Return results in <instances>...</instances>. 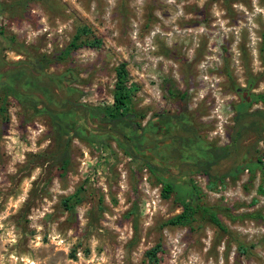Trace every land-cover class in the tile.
<instances>
[{"label":"rangeland","instance_id":"obj_1","mask_svg":"<svg viewBox=\"0 0 264 264\" xmlns=\"http://www.w3.org/2000/svg\"><path fill=\"white\" fill-rule=\"evenodd\" d=\"M82 26L96 46L64 51ZM120 63L127 120L103 122L76 104L110 105ZM10 75L21 97L0 89V264H264L252 114L264 112V0H0ZM70 103L66 135L42 108ZM238 127L204 175L205 149ZM185 204L187 222L169 224Z\"/></svg>","mask_w":264,"mask_h":264},{"label":"trees","instance_id":"obj_2","mask_svg":"<svg viewBox=\"0 0 264 264\" xmlns=\"http://www.w3.org/2000/svg\"><path fill=\"white\" fill-rule=\"evenodd\" d=\"M85 27H79L77 28L76 32L72 35L70 41L68 42L66 48L64 51L69 52L72 49H75L79 46H88V47H94L97 44V40L89 41L87 39H80V34L85 31ZM79 40V41H77ZM116 78L114 82V89H113V95H112V103L106 107H100V106H91L88 107L84 104L78 103L76 105L84 108L87 112H89L92 116L98 117L101 121H112V122H122L127 120V100L129 98V87L126 85V72L124 69V64L120 63L115 70ZM13 76H7L6 79L0 78V89H5L9 92L10 95L16 98H20L21 94L11 88V82H12ZM31 80L25 81V84H30ZM238 88L235 90L237 91ZM183 94V93H182ZM23 98H28V95L22 94ZM255 98L263 101L264 100V92L256 94ZM242 103L237 108L238 116L242 114L243 111V105L245 104L246 98L243 97ZM2 109L0 112L4 111V107H1ZM43 112H46L52 122L55 124L57 130H59L62 134H69V127H66L63 125L62 118H64L65 115H69L70 113L74 112V104L70 103L69 106L60 112H55L51 109H48L46 107L42 108ZM252 114L256 115L259 121L264 122V112L260 110H254L252 111ZM254 122V121H253ZM251 122V124H253ZM240 130V127H238L237 131L235 132L234 136L231 137L230 141L223 144V145H211L208 148L205 149L206 152V159L203 161H199L198 167H201V171L204 175L209 176L208 169L217 164L220 160L226 158L229 156V154L232 152L235 146V141L237 139L238 132ZM257 162H260L259 159H257ZM243 166H237L234 170L240 171L242 170ZM262 176L264 177V169L261 171ZM225 176V174H222L219 176V179H222ZM172 189V185L170 182L165 181L162 183L161 190L163 192L162 196H166L168 192H170ZM195 210H199L203 216L208 217L215 225L219 226V222L215 216V212L212 211L209 207L204 206H195ZM194 213V208H192L189 204H185L183 206V210L172 216L168 219L169 224H183L187 222L189 216ZM158 248V244H156L154 247L150 248L146 253L153 256L156 249Z\"/></svg>","mask_w":264,"mask_h":264},{"label":"water","instance_id":"obj_3","mask_svg":"<svg viewBox=\"0 0 264 264\" xmlns=\"http://www.w3.org/2000/svg\"><path fill=\"white\" fill-rule=\"evenodd\" d=\"M237 91H239V89H237ZM241 96L244 97V92H240Z\"/></svg>","mask_w":264,"mask_h":264}]
</instances>
